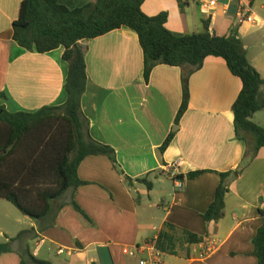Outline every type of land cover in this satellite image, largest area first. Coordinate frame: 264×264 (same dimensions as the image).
<instances>
[{
  "label": "crops",
  "instance_id": "0c3cea01",
  "mask_svg": "<svg viewBox=\"0 0 264 264\" xmlns=\"http://www.w3.org/2000/svg\"><path fill=\"white\" fill-rule=\"evenodd\" d=\"M24 1L0 0V107L10 113H33L67 100L64 48L40 54L13 40V24ZM61 1L71 9L96 2ZM260 9L264 12V5ZM142 10L149 17L168 13L166 28L175 34L204 31L205 17L195 5L147 0ZM216 23L210 25L212 32L229 33L231 23L222 34ZM255 33L256 28L248 26L239 30L247 56L260 73V61L254 63L247 46ZM80 45L86 50L88 84L82 112L89 134L113 147L124 175L105 156L86 157L78 169L83 184L65 195L67 205L56 226L40 232L26 217L27 230L35 228L38 235L27 242L33 254L52 264H139L128 250L156 239L164 264H258L253 240L264 226V148L244 166L246 146L235 138L233 114L243 84L226 61L209 56L191 76L189 108L177 124L183 102L181 68L157 65L146 80L139 35L127 27ZM253 119L264 128V111L254 113ZM170 135L172 141L162 153ZM197 171L205 172L175 191L176 176ZM226 172L233 177L225 216L208 224L203 214L214 201L219 174ZM125 176L147 177L152 190L136 181L128 185ZM72 201L87 217L70 205ZM190 234L201 242L192 243ZM17 246L15 252L25 247ZM211 246L214 251L207 255ZM0 264L18 263L2 256Z\"/></svg>",
  "mask_w": 264,
  "mask_h": 264
},
{
  "label": "trees",
  "instance_id": "16d2710c",
  "mask_svg": "<svg viewBox=\"0 0 264 264\" xmlns=\"http://www.w3.org/2000/svg\"><path fill=\"white\" fill-rule=\"evenodd\" d=\"M146 1L96 0L76 9L61 0L22 2L13 24V40L21 48L40 54L64 48L63 60L68 64L64 85L67 100L63 105L42 107L33 113H10L0 107V200L11 203L24 217L33 220L40 232L56 226L59 212L67 205L63 201L65 195L83 184L78 169L86 157L105 156L124 175L113 147L95 141L89 134L90 124L82 112L88 74L86 50L80 45L81 41L94 40L127 27L139 35L146 80L157 65L181 68L183 102L176 117L177 124L189 108L191 76L202 68L207 57L224 59L230 72L243 84L233 105V114L235 138L246 146L244 166L264 148V128L251 117L264 111V78L250 62L237 30L231 27L227 35L219 36L212 32L209 22L204 21L201 33L175 34L166 28L168 13L154 17L145 15L142 7ZM172 138V135L167 138L162 153ZM204 172L175 178L193 180ZM219 175L221 182L214 201L203 214L208 224L219 222L225 216L226 195L233 174ZM125 179L128 185L136 181L152 190L153 183L147 177L134 180L125 176ZM70 205L86 216L76 201ZM37 236L32 228L0 243V257L9 256L18 264H52L39 259L30 250L27 242ZM189 240L200 243L202 238L190 234ZM14 242L25 247L15 252ZM157 243L163 251L158 240ZM253 245L258 264H264V226L257 232Z\"/></svg>",
  "mask_w": 264,
  "mask_h": 264
},
{
  "label": "built area",
  "instance_id": "2783aa9c",
  "mask_svg": "<svg viewBox=\"0 0 264 264\" xmlns=\"http://www.w3.org/2000/svg\"><path fill=\"white\" fill-rule=\"evenodd\" d=\"M181 4L195 5L205 21L213 24L220 15L230 19L231 27H234L238 34L243 26L256 28L264 33V17L258 14L255 8V0H177ZM240 36V35H239ZM184 180L174 178L175 191L183 190ZM214 251L211 246L206 252L207 255ZM59 253H63L59 250ZM127 254L133 258H139V264H164V252L159 249L157 240H149L143 245L128 250Z\"/></svg>",
  "mask_w": 264,
  "mask_h": 264
},
{
  "label": "rangeland",
  "instance_id": "374dc122",
  "mask_svg": "<svg viewBox=\"0 0 264 264\" xmlns=\"http://www.w3.org/2000/svg\"><path fill=\"white\" fill-rule=\"evenodd\" d=\"M264 5V0H257L255 8L258 10L262 15H264V12L261 11L260 7ZM217 33L222 34L226 33L229 30L230 26V19H227L225 17H217ZM254 38L251 39V42H248V50L249 55L253 59L254 63H259L258 66L264 76V33H261L260 30L256 29ZM30 223V220H28L26 217H24L14 205L11 203L0 200V243L8 242L12 238H16L19 232H22L24 230L29 229L28 227ZM18 242L13 243V247H18ZM31 247H34V243L30 244ZM65 258V256H63Z\"/></svg>",
  "mask_w": 264,
  "mask_h": 264
},
{
  "label": "water",
  "instance_id": "95a60500",
  "mask_svg": "<svg viewBox=\"0 0 264 264\" xmlns=\"http://www.w3.org/2000/svg\"><path fill=\"white\" fill-rule=\"evenodd\" d=\"M254 114L251 115V117L253 118Z\"/></svg>",
  "mask_w": 264,
  "mask_h": 264
}]
</instances>
